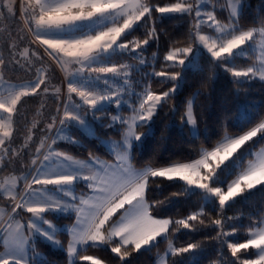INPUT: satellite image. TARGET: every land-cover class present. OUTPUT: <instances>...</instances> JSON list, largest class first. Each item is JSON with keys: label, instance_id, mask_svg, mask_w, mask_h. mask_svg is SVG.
<instances>
[{"label": "snow or ice", "instance_id": "6c2138e0", "mask_svg": "<svg viewBox=\"0 0 264 264\" xmlns=\"http://www.w3.org/2000/svg\"><path fill=\"white\" fill-rule=\"evenodd\" d=\"M242 11V0H172L163 4L153 0H0V21L11 20L19 13L27 34L33 37L30 45L43 49L40 53L25 46L16 53L18 43L26 36H14L7 28H0V43L6 44L15 65L25 67L16 59L17 55L27 62L29 69L37 62L42 64L46 56L65 73L67 82V101L58 118L59 127L55 116L46 125L49 132L55 128L56 135L46 148L49 137L40 139L31 169L19 176L9 175L0 182V198L12 202L10 212L0 208V243L4 248L0 252V264H48L35 251V238L65 251L68 264H106L103 259L85 254L89 249L104 246L110 247L118 264H126L134 253L157 247L158 238H162L168 247L162 255L158 253L157 264H168L166 257L182 254H189L188 264H192L198 258L196 250L200 245L188 243L177 248L169 236L181 228L199 231L195 224L217 230L214 239L221 245L226 244L235 258L231 264H264V218L248 226L244 242H229V237L238 235L237 226L229 222L238 217L224 215L237 202V197H245L251 190L264 186V147L259 150L253 147L254 138L264 141V120L242 134L225 132L220 140L202 148L198 158L191 161H173L158 167L149 164L139 169L132 163L135 147L152 132L151 124L158 109L185 82L183 74L188 70L202 71L195 58L189 59L194 51L192 42L197 45L198 54L202 48L210 57L213 75L209 79H214L215 70L220 68L236 83L255 79L264 82V22L259 27L242 28L239 23ZM218 12H227L226 21L219 18ZM165 19H186L191 24L189 45L172 47L164 56V61L171 62L166 67L180 70L146 73L148 82L137 81L143 84L137 92L130 73L140 71L147 64L143 51L150 42L159 39L157 22ZM141 27L146 29L144 39H127ZM122 55H131L139 61V66L113 62L114 57ZM238 59H251L253 63L239 67ZM5 67L8 65L0 54V113L3 114L0 116V170L11 165L33 142L32 129L36 124L28 130L20 149L11 147L16 131L13 118L22 101L50 92L49 69L35 67L34 80L16 84L5 79L2 71ZM151 77L164 78L159 82L171 83L172 87L154 92ZM51 91L59 99L61 89L53 87ZM200 94L199 90L193 93L181 117V127L191 126L194 138L198 137L194 104ZM74 95L79 102L73 100ZM113 104L117 114L110 117L107 126L120 125L121 139L100 140V143L108 148L114 161H102L91 152L87 160H80L52 147L58 140L81 146L68 130L77 127L86 135L95 136L86 119L88 112L94 121L100 120L97 113L104 114ZM123 107L130 110V115L121 114ZM164 180L180 188L172 197L190 196L199 190L200 209L176 220L154 215L166 201L170 202L168 197L149 200L151 186L159 188ZM78 185H83L86 191L78 193ZM205 207L218 208L219 218L211 219L208 225L204 219ZM18 210L29 214L26 222L17 218ZM70 214L75 216L71 225L61 226L47 218ZM61 233L68 236L66 249L56 238Z\"/></svg>", "mask_w": 264, "mask_h": 264}, {"label": "trees", "instance_id": "16d2710c", "mask_svg": "<svg viewBox=\"0 0 264 264\" xmlns=\"http://www.w3.org/2000/svg\"><path fill=\"white\" fill-rule=\"evenodd\" d=\"M245 1L246 3L239 20L241 27L247 29L261 26V23L264 22V0ZM169 2H172V0H153V3L163 4ZM155 15L158 16L159 14ZM220 17L226 19L227 12L221 14ZM3 21V27L12 31L14 36L27 33L19 13L13 19ZM190 27V21L186 19L158 21L157 31L159 32V39L150 42L145 47L143 56L147 64L141 66V70L150 74L153 70L162 69V63H166L163 57L170 48L187 47L189 45ZM20 29H23V32H20ZM145 31L146 29L141 27L131 35L144 39ZM29 42L30 40L26 36L24 41L18 43V47L15 50L16 53L25 46H30L34 51L43 52L39 47L35 48V45H30ZM192 45H194V42H192ZM154 53L155 60L153 59ZM0 54L3 55L6 65H8V67L4 68L5 77L10 80L32 81L35 79V67L43 66L49 69L50 92L48 94L41 92L39 96L25 98L22 101L19 112L14 116L15 137L22 136L24 132L28 133L33 124H36V127L32 129L34 132L33 139L40 141L45 135L49 137L51 132L47 130L46 125L51 122L52 117L55 116L58 119L61 108L63 77L60 75L58 68L45 56L42 64L37 62L35 67L29 69L27 62L17 55L16 59H20L21 64L25 65V67L21 68L15 65L11 57L9 58V50L6 44H4ZM116 59L117 62L125 59V63L132 62L129 60H134V63L139 66V61L133 59L130 55L118 56ZM252 62L253 60L251 59H238L236 61L239 67H246ZM196 63L202 71L188 70L183 74L185 77L183 85L177 93L172 95L167 104L158 110L153 118L151 134L143 139L139 147H135L132 153V163L136 168H143L149 164L153 167H158L173 161L187 162L194 160L198 158L202 148H208L215 144L225 132L230 135L242 134L264 120V82L255 79L236 83L230 74L225 73L220 68L215 70L214 79H209L213 73L210 71L211 62L207 53H200ZM165 69L180 70L172 67ZM132 75H134V70ZM139 77L148 82L146 77ZM161 80L163 79L159 77H151V88L154 92L165 91L172 85L168 82L160 83L159 81ZM136 82L135 87L141 89L143 84H137ZM53 87L61 89L59 99L51 91ZM197 90L201 94L194 104V112L197 117L199 133L198 137L194 138L190 133V126L181 127V117L186 110L187 101L191 99L193 93ZM73 100L79 102L78 97L75 95ZM58 109L59 112L57 111ZM41 129H44V131H41ZM94 129L96 135L93 137L84 134L77 128L75 131L72 130L81 139V146L66 142H57L56 145L61 151L76 158L88 157L89 152L93 155L108 156L100 140L112 136L120 138L122 130L107 128L105 123H96ZM146 130L138 129V131ZM254 140V148L264 144V141L259 137L254 138ZM151 188L152 191L149 192L150 201L153 199L164 200L166 197L170 199V202L166 201L159 211H154L153 214L160 218L181 219L191 212L199 210L202 205L199 191L190 196L172 197V193L180 191L178 184L173 182L164 180L159 188L156 185H152ZM261 188H264V186L251 190V192L245 194V197L237 198V202L225 210V216L238 217V219L229 222L238 228V235L229 237V242H244L248 226L264 218V190H261ZM205 212L207 213L204 217L206 225L211 219L219 218L218 208L205 207ZM195 227L200 230L193 231L181 228L179 231L172 233L169 239L173 241L174 246L177 248L185 247L188 243H198L200 245V248L196 250L198 258L192 264H231L235 258L231 257L226 244L221 245L214 239L217 230L211 226L199 224H195ZM167 247L168 242L162 239L158 242V246L153 247L150 251L142 249L139 253H134L128 258L126 264H156V255L165 251ZM36 249L44 252L43 257L46 258L48 264H68L65 251L54 249L49 243L40 238L36 241ZM90 251L97 254L107 264H118V258L111 253L110 248L103 247L102 249H90ZM188 260L189 254L168 257L169 264H172L173 261H175V264H188ZM78 264H89V262H78Z\"/></svg>", "mask_w": 264, "mask_h": 264}, {"label": "rangeland", "instance_id": "374dc122", "mask_svg": "<svg viewBox=\"0 0 264 264\" xmlns=\"http://www.w3.org/2000/svg\"><path fill=\"white\" fill-rule=\"evenodd\" d=\"M242 3H243V9H244V5H245V3H246V1L245 0H242ZM207 7H211V4H209V5H207ZM218 14V16H219V18L220 19H222V20H225L226 21V19H223V18H221L220 17V15H221V13H217ZM20 19H21V21H22V23H23V19L21 18V16H20ZM3 22L4 21H0V28H4L3 27ZM18 24V23H17ZM24 25V24H23ZM241 26V25H240ZM26 29V28H25ZM25 35L27 36V38L31 41L32 39H33V37L30 35V34H27L26 32H25ZM4 36H5V34H4ZM135 36L134 35H129L128 36V40H132L133 38H134ZM136 38V37H135ZM3 46H4V44L3 43H0V53H1V51H2V49H3ZM193 46V48H194V51H193V53L191 54V56L189 57V59H193V58H195L196 60H197V58H198V56H199V54L200 53H206V50H204V49H202L201 48V51H200V53L198 54L196 51H195V49H196V47H197V45L194 43V45H192ZM40 48V50H43L42 49V47H40V46H37V45H35V48ZM36 50V49H35ZM132 55H134V54H132ZM8 56H9V58L11 57L9 54H8ZM131 56V55H130ZM117 57H114L113 58V62L114 63H117V64H125V59H121V60H119V62H117L116 59ZM163 59H164V57H163ZM121 61V62H120ZM129 61H132V62H127L126 64H129V65H136L135 63H134V60H129ZM166 62V61H165ZM170 63L171 62H166V63H162V69H160V70H158V71H161V70H165V71H172V70H169V69H165V68H171L170 66L169 67H166V65H170ZM253 63V62H252ZM249 64H251V63H249ZM248 64V65H249ZM247 65V66H248ZM56 66V65H55ZM156 66V65H155ZM246 66V67H247ZM57 67V66H56ZM58 68V67H57ZM2 71H3V73H4V77H5V72H4V69H2ZM58 71H59V73H60V75L63 77L62 78V81H63V88H62V97H61V108H60V112H59V116L60 115H62V113H63V105H64V103L67 101V95H66V88H67V82H66V78H65V73L64 72H62L59 68H58ZM153 72V71H152ZM146 73V72H145ZM145 73H144V71L143 70H140V71H134V75H132V71H131V73H130V76H131V80H132V82H133V86H134V88H135V90L137 91V92H140L141 90H142V88L141 89H137L136 87H135V82L137 81V80H139V81H144L145 82V80L144 79H142V78H140L139 76H144L145 77ZM136 75V76H135ZM136 77H138V78H136ZM136 78V79H135ZM159 78H161V77H159ZM5 79H7V80H9V81H11L12 83H16V84H20V83H27V82H29V80H10V79H8V78H6L5 77ZM161 79H164V78H161ZM241 79H243V78H241ZM136 80V81H135ZM147 82V81H146ZM170 87H172V85H170L169 86V88ZM180 89V88H179ZM178 89V90H179ZM166 90H168V89H166ZM165 90V91H166ZM178 90H177V92H178ZM176 92V93H177ZM157 93H159V92H157ZM175 94V93H174ZM79 99V98H78ZM85 108H87V106H84ZM159 110V109H158ZM120 112H121V114L122 115H124V116H128V115H130V110L127 108V107H123L121 110H120ZM158 112V111H157ZM115 114H117V109H116V107H115V105L113 104V105H109L108 106V108L106 109V112L104 113V114H101V113H97V116H99V117H101V119L100 120H96V121H94L93 119H92V115H91V112L89 111L88 112V114H87V116H86V119H88V121L91 123V125H92V128L94 129L95 128V124L96 123H105V125H106V127L107 128H115V129H119V130H122V128L120 127V125H116V126H114V127H108L107 125L110 123V117L112 116V115H115ZM3 114L2 113H0V116H2ZM59 116H58V118H59ZM155 117V116H154ZM153 117V118H154ZM14 119V118H13ZM14 127H15V124H14ZM59 127V124H58V119H57V128ZM191 127V126H190ZM76 128L77 127H71L68 131H69V134L72 136V137H75L76 139H78L79 141H81V139L79 138V137H77L76 136V134L75 133H73L72 132V130H76ZM77 129H79V128H77ZM197 129H198V127H197ZM80 130V129H79ZM81 132H83L82 130H80ZM147 131V130H146ZM94 132H95V135H96V131H95V129H94ZM84 133V132H83ZM198 133H199V129H198ZM85 134V133H84ZM27 135V132H24L23 133V135L22 136H20V137H13V143H12V145H11V147H13V148H17V149H20L21 148V145L23 144V142H24V138H25V136ZM56 135V129L54 128L52 131H51V133H50V136H49V140L48 141H46V144H45V148L47 147V144L48 143H50L51 142V138L52 137H54ZM89 136V135H88ZM90 137H93V136H90ZM121 139V137L120 138H118V137H114V136H112V137H109V138H103L102 140H105V141H107V140H112V141H119ZM39 140L38 141H36L35 139H33V142L29 145V147L27 148V149H23L22 150V152H21V155L19 156V157H17L16 159H15V161L11 164V165H9V166H7V167H4L2 170H0V182H2L3 181V179L5 178V177H7V176H9V175H12V174H15V175H17V176H19L22 172H25V171H27V170H29V169H31L33 166L31 165V160H32V158L36 155V153H35V149H36V147L39 145ZM57 142H63V141H60V140H58ZM104 145V144H103ZM52 147L56 150V151H60V152H63V151H61L58 147H57V145L56 144H54V145H52ZM104 147H105V149H106V151H107V153H108V156H106V155H94V156H97V157H99L100 158V160H102V161H108V162H112V161H114V157H113V155H111L110 153H109V150H108V148L104 145ZM247 147V146H246ZM261 147H264V144L262 145V146H260V147H258V148H254L255 150H259ZM44 150L42 149V152H43ZM76 158V157H75ZM77 159H80V160H87L88 159V157H83V158H77ZM139 169V168H138ZM232 177H229V179H231ZM23 187H24V185H23V182H21V184H20V188L21 189H23ZM76 191L79 193V192H81V191H86V189H84L83 188V185H78L77 186V188H76ZM197 191H199V190H197ZM237 198H239V197H237ZM236 198V199H237ZM11 204H12V202H10V201H8L6 198H0V208H3L6 212H10V209H11ZM18 212H19V210H18ZM28 216H29V214H26V213H23V212H19V215L17 216V218L18 219H20L22 222H26L27 221V219H28ZM7 217H5V219H6ZM47 218L49 219V220H52L54 223H56V224H58V225H61V226H64V225H71L73 222H74V219H75V216H74V214H70V215H63V216H60V217H56V216H54V215H48L47 216ZM70 218V219H69ZM57 239H59L62 243H63V245H64V247H65V249H66V247H67V241H68V236H67V234H65V233H61V234H59L57 237H56ZM39 238H35L34 239V243H33V247L35 248V251L37 252V253H40V254H42V255H44V252L43 251H40V250H37L36 249V241L38 240ZM41 239V238H40ZM43 240V239H42ZM160 240H162V238H158V242L160 241ZM54 248V247H53ZM104 248H110L109 246H104ZM54 249H57V248H54ZM167 249V248H166ZM4 251V248H3V246H2V243H0V252H3ZM166 251V250H165ZM165 251H163V252H161V253H159V254H163ZM85 254H87V255H93V256H96V257H98V258H100L97 254H94V253H92V251H90V249L85 253ZM68 259V258H67ZM101 259V258H100ZM166 259L168 260V257H166ZM157 260H158V255H156V260H155V262H156V264H157ZM107 264V263H106ZM169 264V263H168Z\"/></svg>", "mask_w": 264, "mask_h": 264}]
</instances>
